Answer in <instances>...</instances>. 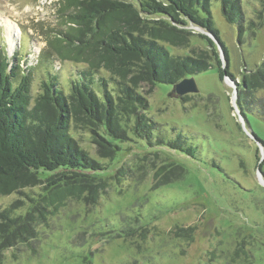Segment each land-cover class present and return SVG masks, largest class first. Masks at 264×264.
I'll list each match as a JSON object with an SVG mask.
<instances>
[{
  "label": "trees",
  "instance_id": "obj_1",
  "mask_svg": "<svg viewBox=\"0 0 264 264\" xmlns=\"http://www.w3.org/2000/svg\"><path fill=\"white\" fill-rule=\"evenodd\" d=\"M214 1L60 0L68 27L52 28L54 38L37 67L23 66L22 58L11 62L1 45L0 197L22 196L0 209V250L27 242L34 234L32 222L46 219L69 200L97 204L111 180L127 172L125 158L133 151L170 154L172 164L182 169L169 148L199 157L181 131L166 129L149 115L145 94L158 84L173 86L213 67L221 79L232 76L219 52L220 47L229 65L227 46L213 20ZM259 1L263 8L255 10L262 19L264 0ZM221 3L240 35L246 25L254 33L263 26V20L246 17L244 0ZM191 23L209 33H198L207 42L205 49L192 47L196 33L188 27ZM169 46L188 51L173 53ZM57 59L76 66H57ZM37 69L41 76L35 80ZM263 89L264 56L237 83V105L248 124L249 115L264 119ZM82 136L90 147L83 145ZM162 172L154 174V185L176 182ZM25 203L26 215L16 216ZM196 228L179 227L178 234L192 235ZM238 239L218 247L231 264H244L238 261L241 253L249 260L252 256L248 242Z\"/></svg>",
  "mask_w": 264,
  "mask_h": 264
},
{
  "label": "rangeland",
  "instance_id": "obj_2",
  "mask_svg": "<svg viewBox=\"0 0 264 264\" xmlns=\"http://www.w3.org/2000/svg\"><path fill=\"white\" fill-rule=\"evenodd\" d=\"M59 1L0 0V47L6 48L11 62L22 58L23 66L37 67L54 38L52 28L68 27ZM256 8H263L259 0H244L246 17L264 23V14L259 19ZM212 15L227 46L229 65L224 51L219 52L232 76L221 79L213 67L194 75L196 92L181 95L172 86L158 84L145 94L149 115L164 128L181 131L198 148L199 157L194 160L169 148L182 169L172 164L170 154L131 152L125 158L127 172L111 180L97 204L69 200L52 209L46 219L32 222L34 234L27 242L0 250V264H231L218 247L238 238L248 242L250 260L264 264V119L249 115L248 124L236 109L234 91L242 74L263 59L264 24L256 33L246 25L240 35L238 25L226 20L221 0L213 2ZM193 32L192 47L205 49L207 42L198 35L203 32ZM169 48L173 53L188 51ZM56 64L76 66L58 59ZM34 73L39 79V69ZM259 95L264 97V89ZM86 139L82 136L81 142L90 147ZM160 168L176 182L154 185ZM21 196H1L0 209ZM27 209L25 203L15 215H26ZM191 226H197L193 236L178 234L179 227ZM239 260L250 264L243 253Z\"/></svg>",
  "mask_w": 264,
  "mask_h": 264
},
{
  "label": "water",
  "instance_id": "obj_3",
  "mask_svg": "<svg viewBox=\"0 0 264 264\" xmlns=\"http://www.w3.org/2000/svg\"><path fill=\"white\" fill-rule=\"evenodd\" d=\"M188 27L190 29L194 28L193 30H195V31L197 30V31H201L203 33L209 34L203 28H201L199 26H196V25H194L192 23ZM210 36H212V35H210ZM219 50H220V47H219ZM172 90H174L178 94H181L182 95V94H186V93H189V92H196V91H198V86H197V83H196L195 78L193 76H191V77L183 78L182 80H180L179 82H177L176 84H174L172 86ZM234 91H235V93H237V85H234ZM236 109L239 112L238 105L236 106Z\"/></svg>",
  "mask_w": 264,
  "mask_h": 264
},
{
  "label": "bare ground",
  "instance_id": "obj_4",
  "mask_svg": "<svg viewBox=\"0 0 264 264\" xmlns=\"http://www.w3.org/2000/svg\"><path fill=\"white\" fill-rule=\"evenodd\" d=\"M9 28H12L10 26H8ZM13 33H11V31L9 32L8 36H7V40H8V43L9 45L12 47L13 46V43H12V40H13V36H12Z\"/></svg>",
  "mask_w": 264,
  "mask_h": 264
}]
</instances>
